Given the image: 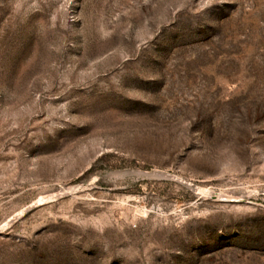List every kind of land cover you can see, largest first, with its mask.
<instances>
[{
    "label": "rangeland",
    "instance_id": "rangeland-1",
    "mask_svg": "<svg viewBox=\"0 0 264 264\" xmlns=\"http://www.w3.org/2000/svg\"><path fill=\"white\" fill-rule=\"evenodd\" d=\"M0 264H264V0H0Z\"/></svg>",
    "mask_w": 264,
    "mask_h": 264
}]
</instances>
